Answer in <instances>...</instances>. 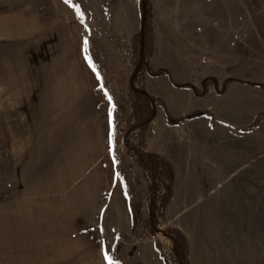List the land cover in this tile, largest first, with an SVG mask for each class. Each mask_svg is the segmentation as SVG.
<instances>
[{
    "label": "rangeland",
    "instance_id": "374dc122",
    "mask_svg": "<svg viewBox=\"0 0 264 264\" xmlns=\"http://www.w3.org/2000/svg\"><path fill=\"white\" fill-rule=\"evenodd\" d=\"M147 3L0 0V264H264V0Z\"/></svg>",
    "mask_w": 264,
    "mask_h": 264
},
{
    "label": "trees",
    "instance_id": "16d2710c",
    "mask_svg": "<svg viewBox=\"0 0 264 264\" xmlns=\"http://www.w3.org/2000/svg\"><path fill=\"white\" fill-rule=\"evenodd\" d=\"M167 119L171 124H177V123L181 122L180 120H174L169 116ZM143 159H144V157L141 158L142 161H144ZM160 161H161L162 165L168 166V170L164 174L161 175L158 172V179L163 183V186L165 189V196L163 198L164 206H165L166 202H168V200L171 198V195H172V183L174 180V173H173L171 165L168 162H166L163 159H160ZM128 208H129V212H130L131 219H132V231H134V229L136 228V225H137V219H136L134 207L132 205L131 200H129V202H128ZM176 253H177L178 260L181 263L185 262L184 250H183L182 246H180L179 248L177 247Z\"/></svg>",
    "mask_w": 264,
    "mask_h": 264
},
{
    "label": "water",
    "instance_id": "95a60500",
    "mask_svg": "<svg viewBox=\"0 0 264 264\" xmlns=\"http://www.w3.org/2000/svg\"><path fill=\"white\" fill-rule=\"evenodd\" d=\"M147 14H148V3L147 0H141V19H140V45H141V50H140V62L133 73L131 79H130V88L137 93L145 94L147 95V92L145 90H141L139 88L135 87V79L137 78V75L140 71V68L143 64V59H144V50H145V31H146V24H147ZM155 116V112L152 114L151 118H149L147 121L143 122L141 126H144L152 121V119Z\"/></svg>",
    "mask_w": 264,
    "mask_h": 264
},
{
    "label": "snow or ice",
    "instance_id": "6c2138e0",
    "mask_svg": "<svg viewBox=\"0 0 264 264\" xmlns=\"http://www.w3.org/2000/svg\"><path fill=\"white\" fill-rule=\"evenodd\" d=\"M65 2L66 3H69L70 2V0H65ZM78 10V9H77ZM107 259H108V261H109V264H113V261L111 260V258L110 257H106Z\"/></svg>",
    "mask_w": 264,
    "mask_h": 264
},
{
    "label": "crops",
    "instance_id": "0c3cea01",
    "mask_svg": "<svg viewBox=\"0 0 264 264\" xmlns=\"http://www.w3.org/2000/svg\"><path fill=\"white\" fill-rule=\"evenodd\" d=\"M178 173L179 172L177 170H175V175H178ZM182 174H183V172L181 174L179 173V175H181V176H182Z\"/></svg>",
    "mask_w": 264,
    "mask_h": 264
}]
</instances>
